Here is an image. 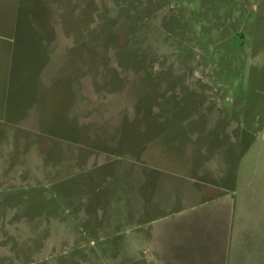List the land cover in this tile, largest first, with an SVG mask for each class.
Returning <instances> with one entry per match:
<instances>
[{"label": "rangeland", "instance_id": "1", "mask_svg": "<svg viewBox=\"0 0 264 264\" xmlns=\"http://www.w3.org/2000/svg\"><path fill=\"white\" fill-rule=\"evenodd\" d=\"M241 129L264 141V0H0V264H137L138 211L262 168Z\"/></svg>", "mask_w": 264, "mask_h": 264}, {"label": "crops", "instance_id": "2", "mask_svg": "<svg viewBox=\"0 0 264 264\" xmlns=\"http://www.w3.org/2000/svg\"><path fill=\"white\" fill-rule=\"evenodd\" d=\"M239 131L236 138L255 139L250 148L262 168L246 174L249 155L243 150L222 169L202 162L198 174L185 178L189 184L181 192L183 198L199 195L196 200L192 197L189 208L171 217L154 215L151 208L137 212V230L126 232L128 260L137 264H264L263 132ZM228 146L237 150L235 140ZM155 188L156 183L150 182L149 197L144 187L139 199L154 200Z\"/></svg>", "mask_w": 264, "mask_h": 264}]
</instances>
